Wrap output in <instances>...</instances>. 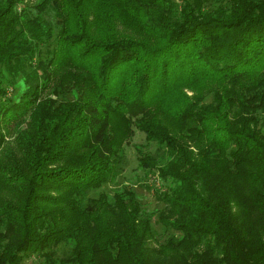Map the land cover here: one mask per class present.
I'll return each mask as SVG.
<instances>
[{
	"label": "trees",
	"instance_id": "trees-1",
	"mask_svg": "<svg viewBox=\"0 0 264 264\" xmlns=\"http://www.w3.org/2000/svg\"><path fill=\"white\" fill-rule=\"evenodd\" d=\"M134 127L158 144L135 145L153 211L90 194ZM34 253L264 264V0H0V264Z\"/></svg>",
	"mask_w": 264,
	"mask_h": 264
},
{
	"label": "rangeland",
	"instance_id": "rangeland-1",
	"mask_svg": "<svg viewBox=\"0 0 264 264\" xmlns=\"http://www.w3.org/2000/svg\"><path fill=\"white\" fill-rule=\"evenodd\" d=\"M31 10L35 12L33 8H31ZM50 18H52L51 15ZM12 92L13 90H10L9 94ZM137 144H142L143 149L150 153L155 152L158 146L155 141L146 140L144 132L134 127L132 137L124 144V151L127 159L124 170L115 178L104 182L100 187L92 190L90 194L97 195L100 191H105L111 196L115 189L121 187L123 184H128L137 192L138 198L144 209L147 211H153L161 207L163 202L156 198L152 186L155 185L163 189L165 188V182L159 179L155 172H146L138 165V152L135 148V145ZM152 223L155 227L156 238L158 240H162L169 233L177 232L176 230L165 229L163 225L157 221L155 215L152 217ZM70 247V243L61 242L55 246L56 254L58 256L64 255L69 251ZM42 260L43 257L35 253L24 258V262L29 264L37 263Z\"/></svg>",
	"mask_w": 264,
	"mask_h": 264
}]
</instances>
